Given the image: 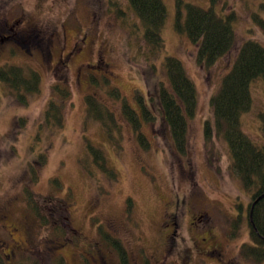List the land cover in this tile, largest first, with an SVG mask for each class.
<instances>
[{
	"label": "rangeland",
	"instance_id": "obj_1",
	"mask_svg": "<svg viewBox=\"0 0 264 264\" xmlns=\"http://www.w3.org/2000/svg\"><path fill=\"white\" fill-rule=\"evenodd\" d=\"M162 1L163 42L151 50L127 0H113L114 6L109 0H0V33L13 26L40 41V46L0 42V67L17 65L40 76L39 90L29 93L25 104L0 80V254L6 264H58L61 259L62 264H93L97 253L107 264H120L116 250L101 237L100 224L122 242L130 264H180L185 255L189 264H262L241 253L251 241L245 215L230 237L236 205L245 208L250 191L231 168L222 134L207 143L203 128L205 120L213 119L210 97L242 41L264 44V31L254 18H264L262 0H182L223 17L234 13L236 44L209 68L197 65L196 45L175 27L178 0ZM166 56L182 62L196 90L183 154L174 149L160 116L142 122L149 146L141 148L120 101L101 80L106 76L132 108L140 110L137 97H142L155 111L157 102L150 104L149 97H155L159 82H166ZM91 75L101 83L91 84ZM56 86L67 88L69 95L60 99ZM249 88L251 106L239 114L240 129L256 145L264 144L262 77ZM87 94L115 113L122 125L118 142L107 140L101 124L87 118ZM52 98L60 104V125L44 117ZM88 142L103 148L115 178L92 164ZM29 197L32 205L47 209L48 225L36 219ZM217 248L220 256L208 254Z\"/></svg>",
	"mask_w": 264,
	"mask_h": 264
},
{
	"label": "trees",
	"instance_id": "obj_2",
	"mask_svg": "<svg viewBox=\"0 0 264 264\" xmlns=\"http://www.w3.org/2000/svg\"><path fill=\"white\" fill-rule=\"evenodd\" d=\"M113 0L109 3L114 6ZM218 0H211V2ZM144 26L141 36L146 48L160 49L162 38L160 31L166 17V8L162 0H127ZM175 27L177 31L187 34L189 39L196 45L197 65L209 68L216 61L231 51L236 44L235 33L233 32L232 21L234 13L230 12L224 17L213 12L212 8L185 3L178 0ZM119 4L116 11H119ZM182 9L185 10L183 14ZM260 9L264 12V0L260 3ZM256 23L264 31V18L254 16ZM230 70L223 76L217 91L212 94L209 106L213 119L204 122V137L210 142L214 134H222L226 140L231 153V168L239 178L243 188L250 191V200L247 205L237 204L238 212L232 218L230 226V237H235L242 223V216L247 220L251 241L241 247L242 255L251 258L258 263L264 264V196L260 198L252 209L250 207L259 195L264 193V144L256 145L249 136L240 129L239 114L249 110L251 106L250 82L256 77H262L264 82V44L247 39L242 41L236 50ZM143 53V52H142ZM166 82L161 81L156 90L155 97L150 96V104L157 102L155 111H151L144 104L142 97H137L140 110L132 108L128 101L121 96L116 87L108 85V78L102 76V83L109 88V94L113 99L120 101L122 115L129 123L131 131L141 148H148L149 142L146 135L141 132L142 122H153L158 116L164 120L169 130L174 149L183 154L187 144L188 119L194 115L196 109V90L191 78L186 76L182 62L173 56H166L164 59ZM0 80L13 91L17 100L27 102V95L39 90V73L29 70L26 74L21 66L4 64L0 67ZM90 83L99 85L101 82L95 76H90ZM55 92L60 99L69 95L67 88L59 89L56 86ZM154 101V102H155ZM57 99H50L44 113L46 122H54L60 125L63 122V115ZM86 116L97 121L104 129L107 140L116 142L121 138L122 125L118 122L116 115L111 109L103 104L93 94L85 95ZM264 121V113L261 114ZM264 129V128H263ZM88 154L91 155L92 164L99 166L105 172H109L111 178H115L114 170L108 166L105 151L102 147L87 143ZM42 155H38L42 158ZM107 172V173H108ZM52 182L59 183L52 179ZM31 197V195H30ZM28 206L35 213L36 219L41 224L48 225L50 215L46 208L32 205ZM245 212V214H244ZM249 217L251 219H249ZM102 224L98 225V231L103 240L116 250L120 258V264H130L127 251L122 242L111 234L102 230ZM75 236V234H74ZM62 260L58 264H62ZM0 264H4L0 254ZM23 264V263H22Z\"/></svg>",
	"mask_w": 264,
	"mask_h": 264
},
{
	"label": "flooded vegetation",
	"instance_id": "obj_3",
	"mask_svg": "<svg viewBox=\"0 0 264 264\" xmlns=\"http://www.w3.org/2000/svg\"><path fill=\"white\" fill-rule=\"evenodd\" d=\"M36 38V39H35ZM10 41H14L15 43H18L20 45H28L29 43L33 42L35 43L36 45L40 46V41H39V38H37V35L35 33H32L31 31H18V30H15L14 27L12 26L11 27V32H8V33H0V42L3 44V43H10ZM174 226H176L175 223H172ZM210 238H212L210 236ZM215 243L212 242V246H214ZM220 249L217 248V249H214L213 251H211L210 255H214V251L217 253L218 256L221 255V252L219 251ZM187 253V252H186ZM2 259L4 260L3 256H1ZM92 258V263L93 264H107V261L106 259L99 253H97V255H94V257H91ZM62 260V259H61ZM181 263L180 264H189V258H188V255H185L184 258H181ZM4 262V261H3ZM86 261H84L85 263ZM90 263V261H89ZM178 264V262L175 261L174 264ZM4 264H6V262H4ZM87 264V262H86ZM229 264H232V263H229Z\"/></svg>",
	"mask_w": 264,
	"mask_h": 264
},
{
	"label": "water",
	"instance_id": "obj_4",
	"mask_svg": "<svg viewBox=\"0 0 264 264\" xmlns=\"http://www.w3.org/2000/svg\"><path fill=\"white\" fill-rule=\"evenodd\" d=\"M262 196H264V193L261 194V195H259V197H257V198L255 199V201L252 203V205H251V207H250V208H251V209H250V217H251V215H252V209H253L252 207H253V205H254V204H255L260 198H262ZM250 217H249V219H251Z\"/></svg>",
	"mask_w": 264,
	"mask_h": 264
}]
</instances>
